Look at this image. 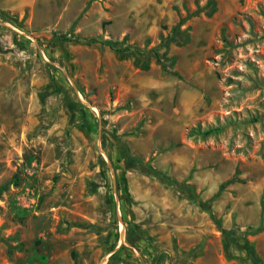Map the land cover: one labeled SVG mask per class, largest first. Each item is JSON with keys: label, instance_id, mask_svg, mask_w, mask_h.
Segmentation results:
<instances>
[{"label": "rangeland", "instance_id": "374dc122", "mask_svg": "<svg viewBox=\"0 0 264 264\" xmlns=\"http://www.w3.org/2000/svg\"><path fill=\"white\" fill-rule=\"evenodd\" d=\"M262 201L264 0H0V264H264Z\"/></svg>", "mask_w": 264, "mask_h": 264}, {"label": "trees", "instance_id": "16d2710c", "mask_svg": "<svg viewBox=\"0 0 264 264\" xmlns=\"http://www.w3.org/2000/svg\"><path fill=\"white\" fill-rule=\"evenodd\" d=\"M104 45L114 48L116 43L112 41L105 42ZM264 202L262 201V208H263ZM248 251L250 255L253 257L255 264H262V260L258 257L256 250L253 245L248 246Z\"/></svg>", "mask_w": 264, "mask_h": 264}]
</instances>
